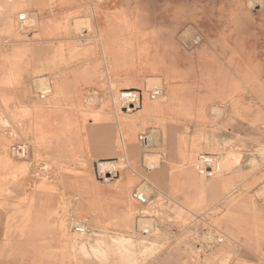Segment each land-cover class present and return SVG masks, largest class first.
Here are the masks:
<instances>
[{
	"label": "rangeland",
	"instance_id": "1",
	"mask_svg": "<svg viewBox=\"0 0 264 264\" xmlns=\"http://www.w3.org/2000/svg\"><path fill=\"white\" fill-rule=\"evenodd\" d=\"M37 1L41 4L49 1L51 4L49 8H44L36 4ZM54 1L53 3V0H25L24 11L27 15L23 20L21 18L24 11L14 9L10 17V27L5 28L6 26L0 21V79L12 80L0 82L1 85L18 86L23 83L15 79L21 78L22 72L28 68L26 53L34 56L32 44L35 42L51 45L52 52L44 58V61L48 63L46 68L51 71L54 68L59 57L58 48L63 44L64 36H66L65 39H71V33L65 34L71 30L61 31L59 37L55 36L44 42L43 38L37 36L40 31L35 21L55 18V11L62 15L70 14L74 10L72 2L61 8V0ZM176 1L179 0H147V12H150V16L144 18L145 24L167 25L169 18L164 17L162 13L174 12L172 9H176L174 8ZM188 1L193 2L188 12L192 13L194 18L192 20L190 17L188 19L184 16L178 17L177 23L171 26V29L176 31V34L174 33L176 46L187 49L193 53L195 60L202 61L201 57L205 58L208 46L210 58H217L219 50L216 43L224 40L233 46L232 42L237 37L240 38L239 43L245 53L249 54L250 50L256 52L259 63L257 69L261 76L264 75V0L223 1V6L227 10L234 3L232 9H236L237 14L240 15L236 19L216 15L217 12L209 7V0ZM80 2L81 12L71 13L68 23L73 24L75 20H86V18L90 20V23L92 22V24H83L87 29L84 27L79 30L73 29L76 36L80 37L76 41L86 39L84 40L86 43L98 42L93 38L96 34V29H93L96 21L91 15L92 7L99 10L96 17L99 22L104 20L106 12H111L118 6H125L121 5L120 0H80ZM168 2L173 7L165 12L163 8ZM218 9L222 10L221 6ZM62 26L64 25L58 27ZM89 26L90 29H88ZM234 26H239L241 33H230L234 31ZM186 29L189 30L186 31ZM32 30L36 32V37L33 36L35 38L31 37ZM208 42L209 45H207ZM36 53L38 55L39 52ZM37 61L43 66V60ZM194 62L193 84L200 93L201 72L203 70L206 72L207 69L205 65L201 66ZM104 68L105 65L98 66L99 81H101L98 87L103 91L108 90V97L104 98V102L108 104L106 108L108 112L101 114V117L106 119L111 116L119 133L116 138L115 130L113 132V130L99 128L96 132L94 131L98 138L103 139V143L108 139L111 144L107 146L108 152H105V144H99V151L93 161L89 160L85 165L91 171L90 175L94 180L105 182L113 187L125 181L127 176H135L134 186L130 188V192H126L130 200L129 206L119 210L112 219H107L105 225L101 226L90 225L85 219H76L71 215V211L65 209L50 210L47 219L50 221L54 219L53 224H50L52 229L48 235L51 241L49 243L23 241L21 239L24 235L21 234L15 238L18 241L10 242L9 239L12 236L7 234V241L0 247V262H3L0 264H11L10 262L12 264H264V101H262V91L252 89L256 95L253 97L249 94L248 88H254V86L243 81L242 88L236 92V95L229 96V99L210 98L209 103L204 104L206 110L203 109L202 112L197 109L198 98H190L196 109L193 115L192 113L180 114L179 111L173 120H169V115L168 117L163 115L161 120L150 123L134 112L137 109L123 105L118 107L119 105L114 104L113 98L109 96L112 87L108 86L110 81L107 82L108 77L104 73ZM41 71L36 69L34 74ZM241 72L242 78H245L246 72ZM50 75L56 82L59 74L52 72ZM35 76L26 80L28 86L23 87V98L30 93L29 86L33 87V97H37L38 92L40 95H45L46 87H50L47 77ZM210 76H213L211 79L215 82L218 79L222 82L221 85H225L222 76L217 73ZM160 81L158 89H154L153 85L148 87L147 79L144 77L138 79L135 84L131 82V85L142 87L144 93L149 96L148 101L154 103L153 100L159 94L166 95L170 91L171 82ZM233 86L225 85L221 93L232 94ZM57 87L55 84V90ZM262 87L264 89V86ZM8 93L9 91L0 90L1 100L5 98L4 105L6 104L8 117L18 119L17 129L11 131L14 137L8 141V154L18 162L17 173H23L25 169L32 168L30 170L34 174V179L49 181L53 180L48 179L49 173L53 170L55 173H59L58 169L75 170L74 165L63 167L68 163L61 162V158L75 159L78 154L76 148L73 145L61 146L59 139L61 132L55 128L50 130L48 135L49 138L55 137L58 145L56 148L52 145L48 148L49 143L46 145L44 131L36 130L42 125L41 115H31L30 125L29 122L25 123V119L30 115L28 109L20 99L16 101L13 93ZM92 93L95 96L82 98L80 106L84 116L83 132L87 133L91 125L89 111L97 105V101H100L99 96L97 98L95 92ZM11 101L16 102L12 108L8 106ZM214 105L220 109L213 108ZM223 106L229 107L232 111L224 114ZM182 107L177 104L179 110ZM236 109L238 112L235 114L233 110ZM225 115L229 118L224 119ZM99 116V113H93L95 119ZM8 117L4 118L6 124H10ZM235 117L236 119H233ZM235 120L238 129H234ZM4 121L0 110V124H4ZM127 123L134 127L137 138V162L135 163L124 155L127 147L126 134L130 132V130H124L127 126L129 128ZM70 125L72 124L69 122L68 126ZM33 128L36 132L31 139L28 135ZM34 147L48 148L50 155L46 157L38 155L37 159H33ZM179 151L183 153L182 159L178 155ZM211 153L215 158L213 162L220 165L216 175L200 172L184 173L185 169H189L185 167V163L195 162L197 159L200 161L204 154ZM122 159L127 162L124 164ZM170 164L174 165V172L177 173L172 172L174 169H170ZM207 167L208 170L213 168L211 165ZM121 168L122 172H120ZM107 170L115 172L110 173L113 175L112 180L105 181ZM162 170L163 173H161ZM202 175L204 180L198 177ZM115 178L120 180L113 182ZM62 183L64 187L73 191H77L74 188L75 184L86 187L85 180L80 178L63 177ZM131 183L130 181L129 185H132ZM4 193L8 194L9 191ZM138 193L140 196L137 195ZM99 205L98 209L92 211L99 216L98 221L101 219V214L105 213ZM18 214L20 217H11V227L14 229L20 226L22 228L27 223V211L18 209ZM76 226L78 230L75 229ZM57 237L61 238V248L58 247L57 241L52 240Z\"/></svg>",
	"mask_w": 264,
	"mask_h": 264
},
{
	"label": "crops",
	"instance_id": "2",
	"mask_svg": "<svg viewBox=\"0 0 264 264\" xmlns=\"http://www.w3.org/2000/svg\"><path fill=\"white\" fill-rule=\"evenodd\" d=\"M146 1L147 0H124V4L121 3V5L125 6H118L115 10L106 12L104 20L99 22L96 18L99 10L96 9V7H92L91 15L95 17L96 21L93 28L96 29V34L93 38L98 42L90 40L91 43L76 44V40H78L77 38L80 37L76 36V33L72 28L71 39H65L66 36H64L63 44L60 48H58L59 57L57 59V63L54 64L55 66L52 71L46 68L48 63L44 61V58L49 56L52 52V49H50L51 45H47L48 43L35 42L32 44L34 46V50L32 51L34 56L32 57V55H28V53H26L28 56L26 59L28 62V68L22 72L21 78L15 79V81H23V83L18 86L0 84V90H6L9 91V93H13V95L16 96V101L18 102L20 99V101L28 109L30 115L29 118L25 119V123L29 122L30 125L31 115H41L42 125L36 130L44 131L43 133L46 136L47 141L46 145L49 143L47 145L48 148H50L51 145L56 148L58 145L55 137L50 136L49 138L50 130L55 128L57 131L60 130L61 132V136L59 138L61 140V146L73 145L78 151L75 159L65 160L61 158V162L66 161L68 163L63 165V167H71L74 165L73 167H75V170L58 169L59 173H55V170H53L52 173H49L48 175V179L52 178L53 180L48 181L46 179H34V174L31 173L30 170L32 168L25 169L23 173H17L18 162L15 161L10 154H8V141L14 137L11 131L17 129L18 119L12 116L8 117L5 107L6 104L4 105L5 98L3 100L0 98V110L3 113V121L5 117H8L10 122V124H6L4 121V124H0V247L4 245L5 241H7V234L11 235L13 238L9 239L10 242L18 241V239L15 238L22 234L24 235V238L21 239L23 241L30 240L32 242L39 241L42 243H49L51 239L48 235L52 229L50 228V224H53L54 219H52V221L47 219L48 211L55 210L56 208L71 211V215L74 218L85 219L90 225L101 226L105 225L104 223L107 219H112V217L118 213L119 210L129 206L130 200L126 196V192H130V188L134 186L136 181L135 176L129 175L126 177L125 181L118 183L117 186L119 187H113L105 182H98L97 180H94L92 175H90L91 171L86 168L85 165L87 161H93L94 156L99 151V144H105V152L109 151L107 146L111 144L106 138L105 143H103V139L101 140L98 138L97 133H94V131L96 132L99 128L109 131L113 130V132L115 130L116 138L118 136L117 133H119L117 132L118 128L114 125L111 116L106 119L101 117V114L104 115L108 112L106 109L108 104L104 102V98L108 97V90L103 91L98 87V84L101 82L99 81V65H105L104 73L108 77L107 82L121 83L126 81L130 83L133 82V84H135L141 77L146 79H148V77H156L163 81V74L166 70L165 67L168 66L174 68L175 66L174 74L171 77V80H169L171 82L169 85V94L163 95L162 93L159 96V98L164 97L165 101H160L154 105L150 104L149 108L152 109H150L149 112L144 111L143 108L134 111L135 113H138L143 120L150 123L159 119L161 120L163 115H166V117L169 115V120H173V118L177 117L179 111L180 114L192 113L193 115L195 113L194 110L196 109H194V103H192L190 98H198L197 109L199 112H202L203 109L206 110V106H204V104L209 103L208 100H210V98L229 99V96L231 97L236 95V92L242 88L243 81L248 83L250 86H254V88L247 87L249 94L253 97H256V95L252 89L262 91V101H264V89H262V86H264V75L261 76L259 74V70L257 69L259 63L256 57V52L250 50L249 54L245 53L239 43V41H241L240 38H235V41L232 42L233 46L227 44L224 40L218 41V44L216 43L219 50V56L217 58H210V49L208 46V51L205 52V58L202 56V61L199 59L195 60L192 52L176 46V43L174 42V33L176 34V31L174 32V29H171V26L174 23H177L176 20L178 17L184 16L185 19L190 17L193 20L194 16L192 13L188 12V9L192 6L193 2L191 3V1L188 0H179L180 2L176 1L174 4V8H176L175 10L172 9L173 6H171L168 2L164 6L163 11L166 12L172 9L174 12L166 14L163 12L162 15L167 17V19L169 18V23L165 26H148L145 24L144 19L150 16V12H147ZM209 1V7L213 8L215 12H217L216 15L219 17L236 19L240 16L237 14L236 9H232V7H234V3H232L230 8L227 10L222 3L225 0ZM54 2L55 1L53 0V3ZM71 2L73 3L74 8L71 13L75 14L81 12L80 0H61V8L67 4H71ZM220 6L222 10L218 9ZM177 12H179L180 15ZM71 13H64L60 15L58 11H55V18L58 20L61 19L60 21H63L67 27L72 26L75 28L78 26V28L84 27L87 29L83 24L87 25V23H90V20H87L88 18H86V20L78 19L75 20L73 24H68V19H70ZM90 24H92V22ZM88 29H90V26ZM233 29L234 31H230V33H241V31H239V26H234ZM187 30L189 29H186V31ZM89 31L90 30H88V32ZM186 31L184 32L185 34ZM35 34L36 32L32 30L31 37L35 38ZM90 39H92V37H90ZM37 45H39V47H37ZM207 45H209V42ZM172 47H174V49ZM36 52H39L38 55ZM38 58L44 61L43 66L40 63H37ZM28 59H30V61ZM194 61H196L198 65H205L207 69L206 72H204V70L201 72V77L199 79L200 84L198 83L201 87L200 93L193 84L195 81V77L192 76V69L195 64ZM122 66L126 68L123 69ZM177 68L179 69V72L178 70L176 71ZM36 69H41L42 71L34 74ZM180 71L185 74L180 75ZM241 71L246 72L245 78H242ZM52 72L56 75L59 74L56 82H54V78L50 75ZM215 73L222 76L225 85H234L232 94L227 95L220 93L224 91L225 85H221L222 82L218 79H216V82L211 79L213 76L210 75H214ZM33 75H36L35 77L37 78H39V76L47 77L50 87H46L45 95H40L38 92L39 94L36 93L37 97H33V87L29 86L30 93L23 98V87L28 86L26 85V80ZM182 80H184V82L181 83L180 81ZM8 81L12 80L3 78L0 79V82ZM61 83H64L62 90ZM145 83L143 84L145 85ZM258 83H261V85L258 86ZM55 84L58 86L56 90ZM92 92H95L97 98L99 96L100 101H97V105L89 111L91 125L89 127V133H87L83 132L84 127H82V125L84 124V116L80 111V106L82 98H93L95 96L92 95ZM110 92L111 91H109V93ZM8 94L6 96H8ZM109 96L112 97V92ZM15 103L16 102L11 101L8 103V106L12 108L15 106ZM177 104L182 105V109L179 110L177 108ZM222 110L224 114H229L230 111H232L229 110V107L227 106H223ZM94 112L99 113L100 118L98 117L95 119L93 117ZM233 112L236 114L238 110H233ZM66 118H68L72 125H66V123H68ZM228 118L229 117L226 118L225 115L224 119ZM233 119H236V117ZM226 121L225 125H227ZM127 124L129 125V128L127 126L124 130H130V132L128 140H125L127 147L124 155L129 157V159L135 163L137 162V138L134 134V127L129 123ZM234 125V129H238L236 120ZM139 127L141 126L139 125ZM36 130L34 128L31 129V131L29 130L30 132L28 137L33 139ZM143 138H145V136H143ZM149 140H151V138H149ZM48 148L34 147L32 150L33 159H37L36 156L38 155L45 157L50 155V149ZM178 155L182 159L183 153L181 151H179ZM204 155L205 156H202L199 159L200 161L197 159L195 162L193 161L188 164L185 163V167H188L189 169H185L186 171L184 173L200 172L201 174L207 173L209 175H216L220 169V165L213 162L215 158L212 153ZM122 160L124 164L127 162L124 159ZM210 165L213 168L208 170L207 166ZM174 168V165L171 166L170 164V169L172 170ZM113 169L114 168H112V170ZM122 170L123 169L121 168L120 172H122ZM174 171L175 169L172 170V172L177 173ZM124 172L129 173L127 171ZM110 173L115 172L107 170L105 173L107 176L105 181H108V179L110 180L113 176ZM161 173H163V170ZM63 177L84 179L86 187L83 188L81 185L75 184L74 188L77 189V191L69 190L67 187L63 186ZM198 177H202V180H204L203 175ZM120 178L113 179V182L119 181ZM130 181L132 182V185H129ZM5 191H9V193L5 194ZM98 205L105 210V213L103 212L101 214L100 221H98L99 216L92 213V211L98 209ZM18 209L26 210L28 213V219L27 223L23 225L22 228L20 226L14 229L11 227L12 222L10 221L12 216L20 217ZM52 240L57 241V245H59L58 247L61 248V238L57 237ZM0 263L3 262L1 261ZM10 263L12 264V262Z\"/></svg>",
	"mask_w": 264,
	"mask_h": 264
},
{
	"label": "bare ground",
	"instance_id": "3",
	"mask_svg": "<svg viewBox=\"0 0 264 264\" xmlns=\"http://www.w3.org/2000/svg\"><path fill=\"white\" fill-rule=\"evenodd\" d=\"M27 1V0H26ZM40 1V0H39ZM248 3V2H247ZM36 4L38 5H42L44 8H49V4H51V2L47 1L43 4H41L40 2H36ZM255 4V3H254ZM256 5V4H255ZM24 6H25V0H0V21L3 22L4 26H6L5 28H8L11 26V20H10V17H11V13H13L15 10L14 9H20V10H23L24 11ZM194 8V7H193ZM70 11V10H69ZM23 15V18H21V20H23L25 17H26V13L25 11L22 13ZM20 16V15H19ZM81 18V17H80ZM38 20L35 21V24H37V27H39V33H37V36L38 37H41L43 38L42 41L44 42H47L48 40H50V38L52 37H55V36H60L59 34H61V31H67V30H71L72 31V28L75 30H79L78 26L77 27H67L66 24H64L63 21H60V20H57L56 18H50V19H45V20H42L40 21L39 23ZM70 23V22H69ZM68 23V24H69ZM60 25H64L62 27H58ZM38 31V30H37ZM70 32H67L65 34H70ZM88 31V30H87ZM80 32V31H78ZM80 43H86V41L82 40V41H79ZM79 42L77 44H79ZM11 43V42H10ZM155 46V45H154ZM178 47V46H177ZM51 48V47H50ZM174 49V47H172ZM176 48V47H175ZM64 49V48H63ZM84 50V49H83ZM175 51V50H174ZM84 52V51H83ZM79 53V52H78ZM77 53V54H78ZM93 53V52H92ZM187 53V52H186ZM75 54V53H74ZM82 54V53H81ZM104 54V53H103ZM176 54V53H175ZM182 54V53H181ZM110 55V54H109ZM131 55V54H130ZM185 55V54H184ZM86 56V55H85ZM106 56V55H105ZM180 56V55H179ZM33 57V56H32ZM73 57V56H72ZM95 57V56H94ZM115 57V56H114ZM65 58V57H63ZM39 59V58H38ZM37 59V60H38ZM92 59V58H91ZM160 59V58H159ZM84 60V59H83ZM74 61V60H73ZM118 61V60H117ZM88 62V61H87ZM190 62V61H189ZM94 63V62H93ZM151 63V62H150ZM120 64V63H119ZM86 65V64H85ZM125 65V64H124ZM63 66V65H62ZM135 66V65H134ZM123 67V66H122ZM109 68V67H108ZM111 68V67H110ZM119 68V67H118ZM121 68V67H120ZM126 68V67H125ZM123 67V69H125ZM175 68V66H174ZM174 68L173 67H165V71H164V74H163V80L164 81H169L171 80V77L173 76L174 74ZM72 69V68H71ZM107 69V68H106ZM116 70V69H115ZM178 70L179 72V69L177 68L176 71ZM69 71V70H68ZM123 71V70H122ZM127 71V70H126ZM156 71V70H155ZM158 71V70H157ZM189 73V72H188ZM180 75L181 74H185L184 72L180 71L179 73ZM176 75V74H175ZM204 76V75H203ZM175 77V76H174ZM78 78V77H77ZM64 80V79H63ZM68 80V79H67ZM66 80V81H67ZM69 81V80H68ZM117 81H118V77H117ZM121 81V80H120ZM123 81V79H122ZM67 83V82H66ZM139 83V82H138ZM147 84H148V87L152 86L154 89H156L160 84H161V81L159 78H156V77H148L147 79ZM63 85L64 84H61V90L63 88ZM261 85V83H258V86ZM109 86V85H108ZM110 86L112 87L111 88V92H112V100L114 102L115 105H119L118 107H121V105L123 106H129L130 108H134V109H141L143 108L144 111H147L149 112L150 109L152 108H149V105L152 104H157L159 103L160 101H165V98H159L160 94L153 100L154 103H151L150 101H148V94H145L142 87H138L137 85L136 86H133L131 85L130 82H121V83H118V82H110ZM105 88V87H104ZM160 88V87H159ZM148 89V88H147ZM158 89V88H157ZM219 90V89H218ZM147 91V90H146ZM157 91V90H156ZM110 92V93H111ZM155 92V91H154ZM153 92V93H154ZM220 92V91H219ZM109 93V94H110ZM221 93V92H220ZM147 95V96H146ZM139 97V101L137 100V98ZM131 99L133 100H136V102H134V107H131L130 106V101H132ZM138 101V102H137ZM117 107V108H118ZM139 107V108H138ZM214 108H218V107H215L214 105ZM127 110V109H126ZM124 110V111H126ZM217 110V109H216ZM116 112V111H115ZM123 112V111H122ZM127 112V111H126ZM131 112V111H130ZM139 112V111H138ZM67 119V122L66 125L68 126L69 124V120L68 118ZM126 138L128 140L129 138V132H127L126 134ZM125 150V149H123ZM152 160V159H151ZM154 160V159H153ZM155 161V160H154ZM151 162V161H150ZM137 170V169H136ZM139 195V193L137 194ZM140 196V195H139Z\"/></svg>",
	"mask_w": 264,
	"mask_h": 264
},
{
	"label": "built area",
	"instance_id": "4",
	"mask_svg": "<svg viewBox=\"0 0 264 264\" xmlns=\"http://www.w3.org/2000/svg\"><path fill=\"white\" fill-rule=\"evenodd\" d=\"M138 99H139V97L137 98V100H138ZM131 100H132V101H130L129 104H130L131 107H134V102H136V100H133V99H131ZM138 101H139V100H138ZM138 101H137V102H138ZM75 229L78 230V229H79L78 226H76Z\"/></svg>",
	"mask_w": 264,
	"mask_h": 264
},
{
	"label": "water",
	"instance_id": "5",
	"mask_svg": "<svg viewBox=\"0 0 264 264\" xmlns=\"http://www.w3.org/2000/svg\"><path fill=\"white\" fill-rule=\"evenodd\" d=\"M122 4H124V0H120ZM83 43V42H82Z\"/></svg>",
	"mask_w": 264,
	"mask_h": 264
}]
</instances>
